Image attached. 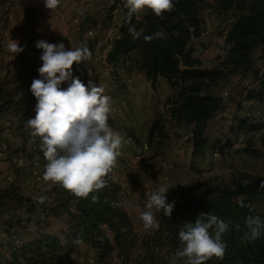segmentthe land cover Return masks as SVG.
<instances>
[{"label": "trees", "instance_id": "trees-1", "mask_svg": "<svg viewBox=\"0 0 264 264\" xmlns=\"http://www.w3.org/2000/svg\"><path fill=\"white\" fill-rule=\"evenodd\" d=\"M214 1L221 12L235 10L225 33L228 49L219 69L198 68V62L187 47L190 39L201 33L199 10L203 0H172V11L158 17L145 9L138 18L133 14L130 23H126V12L118 27V36L105 55V62L112 66L135 56V62L150 83L159 77L170 83L175 94L167 114L173 122L190 127L192 151L204 146L205 123L221 107L220 98L208 93L206 88L223 78L225 68L231 71L250 69V55L255 48L260 53L261 69L253 73L256 86L248 90L245 97L264 104V0ZM130 26L141 33L139 38L133 39L129 34ZM160 31L164 33L163 39L144 40V36ZM13 77L19 92L1 98L0 130L2 119L16 116L36 102L28 88L26 70H16ZM7 85V82H0V89ZM235 130L260 132L259 148L243 147L237 152L251 159H262L263 124L239 118ZM163 135L160 121L153 118L147 128V140ZM35 142L40 144L39 138ZM223 148V144L216 146L218 152ZM40 157L45 169L47 161L43 152ZM106 180V187L93 191L87 198H78L53 183L50 190L55 192L56 198H48L45 202L23 197L11 185L0 190L3 197L26 205L28 213L37 209L44 216L63 215L65 218V229L57 234L36 232L29 240L18 243L7 240V254L0 259V264H60L57 254L70 248L72 242L83 243L93 250L95 264H184L182 258L175 256L181 247L178 232L200 213L214 214L231 222L229 230L222 235L226 244L223 258L213 257L205 264H264V235L252 243L241 239L248 215H258L264 220V175L229 174L171 187L165 195L168 202H174L172 215L169 218L162 211L157 213L159 228L150 234H140L133 229L122 204L120 185L110 175ZM93 196L98 199L93 201ZM238 201L251 207H241ZM237 224L241 226L239 232L235 229Z\"/></svg>", "mask_w": 264, "mask_h": 264}, {"label": "rangeland", "instance_id": "rangeland-1", "mask_svg": "<svg viewBox=\"0 0 264 264\" xmlns=\"http://www.w3.org/2000/svg\"><path fill=\"white\" fill-rule=\"evenodd\" d=\"M124 4L125 0H99L98 3L85 0L78 3L79 9H87L79 11V15L83 16L79 18L75 43L77 47H87L91 57L79 64L74 62L72 73L85 85L91 79L97 86L105 89V95L111 97L108 124L113 131L133 145L141 141L146 143L139 155L134 154L130 145L123 144L121 154L117 158V166L109 175L121 187L122 204L133 229L140 234H150L153 230L143 229L139 213L145 210L147 195L161 184L185 186L195 179L204 180L239 173L264 175V157L251 159L237 152L243 147L259 148L260 132L235 130L239 118L262 123L264 128V104L245 97L246 92L256 86L253 73L261 69V61L259 50L255 48L250 55V69L231 71L225 68L223 78L206 88L208 93L220 98L221 107L205 123L204 146L192 151L189 140L190 127L173 122L167 114L175 94V89L170 83L161 77L150 83L135 62V56L126 58L115 66L105 62L111 42L118 36V27L126 17L127 9ZM19 11L14 7L9 11L0 10V82L8 84L7 88L3 86L0 89V100L6 94L19 92L13 77L16 70H26L30 89V78H39L37 69L42 64L41 54L35 47L38 36L34 33L31 35L30 33L34 32L31 27L18 20ZM141 13L134 15L138 18ZM234 14L235 10L232 8L221 12L217 10L214 0H203L199 10L201 33L197 38L190 39L187 44L193 52L192 57L198 62V68H220L228 49L225 33ZM88 30L91 35H87ZM50 32H46L48 37L45 35V39L51 38ZM11 39L18 41L19 46L24 48V51L15 57L4 49V44ZM91 45L96 48L95 53L91 50ZM86 67L93 69L94 75H87ZM69 82L64 83L63 88H66ZM35 104L36 102L28 105L16 118L7 116L2 119V127L18 130L19 136L24 140V134L30 132L26 121L35 116ZM153 118L160 121L164 135L161 138L154 136L148 141L147 128ZM222 144L223 151L218 152L216 146ZM6 151L9 155L14 153L11 145ZM38 151L34 150L29 154L38 157ZM28 166L30 168L26 167V171L18 175V168L11 163L9 169L13 179L4 180V183L9 181L18 194L25 198L36 201L43 198L44 202L48 198H56L55 192L50 190L53 182L45 181L43 177H31V171L37 170L31 162ZM36 175L38 172L34 174ZM58 190L60 191V188ZM129 204L131 206H128ZM64 229L63 215L44 216L37 209L28 213L26 205L17 204L14 200L0 195V259L7 254V240L18 243L32 233L57 234ZM70 246L57 254L60 264H95V253L88 246L80 242H72Z\"/></svg>", "mask_w": 264, "mask_h": 264}, {"label": "clouds", "instance_id": "clouds-1", "mask_svg": "<svg viewBox=\"0 0 264 264\" xmlns=\"http://www.w3.org/2000/svg\"><path fill=\"white\" fill-rule=\"evenodd\" d=\"M59 3L60 0H44V7L54 10ZM124 6L126 23H130L133 14L145 9L158 17L173 10L172 0H125ZM128 32L133 39L141 36L132 26L128 27ZM163 38L162 31L144 36L146 42ZM35 47L42 49V64L37 69L40 78L33 79L30 85L29 90L36 99L35 116L26 121V127L33 141L39 138L40 149L47 161L43 179L58 184L78 198H87L93 191L107 186L106 177L117 166L124 144L123 137L108 124L111 97L91 79L85 85L73 76L74 62L79 64L91 57L87 47L66 50L62 42L45 40L37 41ZM4 49L13 57L24 51L13 39L4 44ZM88 75L91 77L93 73L89 71ZM65 82H69L67 87L61 88ZM173 186L161 184L147 195L145 210L139 213L144 230L159 228L156 213L162 211L163 215L171 217L174 202H168L165 194ZM92 199L96 201L98 197ZM238 204L251 207L243 201ZM230 224L217 215L200 213L178 232L181 247L175 256L182 258L184 264H205L213 257L222 259L226 250L222 235L229 230ZM244 227L246 230L241 239L246 243L264 235V220L258 215H248ZM240 228L239 224L235 225L236 231Z\"/></svg>", "mask_w": 264, "mask_h": 264}, {"label": "crops", "instance_id": "crops-1", "mask_svg": "<svg viewBox=\"0 0 264 264\" xmlns=\"http://www.w3.org/2000/svg\"><path fill=\"white\" fill-rule=\"evenodd\" d=\"M85 0H60V3L58 7L54 10H50L44 7V0H0V10H6L9 11L12 7L19 9V18L18 20L20 22H23L25 25L31 27V30L34 32L30 33L31 35L36 34L38 36V41L44 40L46 32H50L51 38L45 39L49 43H63L65 45V49L68 50L70 48H76L77 44L76 42V30L77 25L79 23V18L81 14L79 15V11L85 10L87 8H81L79 9L78 3L84 2ZM99 0H93V3H98ZM22 16V17H21ZM83 16V15H82ZM81 16V17H82ZM48 37V34L46 35V38ZM109 47V46H108ZM96 48L92 47L91 50L93 53H95ZM36 51L40 54H42V49H36ZM73 67V66H72ZM35 76V75H32ZM40 78V77H39ZM36 79V77L34 78ZM32 77L30 78V82H32ZM66 83V82H65ZM31 85V83H30ZM64 83L61 85V88H63ZM20 113H18L16 116H11L12 118H16L19 116ZM18 131V130H17ZM16 130L13 129H2L0 130V190H2L4 187L10 184L9 181L4 183V180H12L11 176V169H9L10 164L13 163V160L16 156H19L21 153H26L25 162L22 167H16L14 164V167L18 168V175H21V172L26 171V167L30 168L28 164L31 159H37L39 161L38 166L36 167V172H38V175L34 176L36 173L35 171H31V177L38 178L43 177L44 168L41 163V149L40 144L37 143V148L35 151L37 152L39 156H31L29 152L34 150H30L27 148L26 145V139L24 136L21 138ZM29 132V131H28ZM27 133V132H26ZM26 133L24 135H26ZM12 146V155L8 154V151H6L7 147ZM20 145H23L20 147ZM40 152V153H39ZM8 155V156H7ZM30 155V156H29ZM35 157V158H33ZM32 169V168H31ZM15 170V168L13 169ZM11 176V177H10ZM15 177V173L13 175ZM35 234V233H34ZM32 233L31 235H27L23 238V240H29L34 236ZM5 251L7 252L6 248Z\"/></svg>", "mask_w": 264, "mask_h": 264}, {"label": "built area", "instance_id": "built-area-1", "mask_svg": "<svg viewBox=\"0 0 264 264\" xmlns=\"http://www.w3.org/2000/svg\"><path fill=\"white\" fill-rule=\"evenodd\" d=\"M86 33H87V35H91V31L90 30H88ZM96 44H98V42H96ZM191 53H193V52H191ZM85 69H86L87 75H88L89 71H91L93 73V75H94L93 69L87 68V67ZM25 139H26V145H27L28 149L35 150L37 148V146H38L37 142L32 140V138L30 137V132L26 133ZM124 144L126 146L130 145L132 147V150H133L135 155H139V153L145 148V145H146V143L144 141H141L137 145H133L128 139L124 140ZM25 155H26V153H21L19 156H16L14 158L13 162H14L16 167L19 168V167H22L24 165V162H25V159H26ZM30 162L35 167H37L38 164H39V161L37 159H35V160L31 159Z\"/></svg>", "mask_w": 264, "mask_h": 264}]
</instances>
